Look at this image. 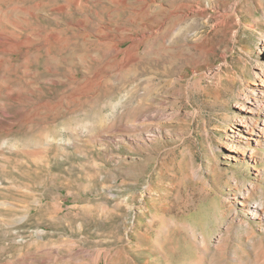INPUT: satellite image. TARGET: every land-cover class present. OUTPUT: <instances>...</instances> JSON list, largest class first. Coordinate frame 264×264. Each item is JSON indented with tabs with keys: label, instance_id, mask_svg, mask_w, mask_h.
Returning <instances> with one entry per match:
<instances>
[{
	"label": "rangeland",
	"instance_id": "1",
	"mask_svg": "<svg viewBox=\"0 0 264 264\" xmlns=\"http://www.w3.org/2000/svg\"><path fill=\"white\" fill-rule=\"evenodd\" d=\"M262 77L264 0H0V264H264Z\"/></svg>",
	"mask_w": 264,
	"mask_h": 264
},
{
	"label": "bare ground",
	"instance_id": "2",
	"mask_svg": "<svg viewBox=\"0 0 264 264\" xmlns=\"http://www.w3.org/2000/svg\"><path fill=\"white\" fill-rule=\"evenodd\" d=\"M262 81L264 83V77H262ZM255 128H257L258 131L260 133H262V135H264V126L259 125V122H258V124H256ZM253 133H254V130H253ZM255 141L257 142V139H255ZM263 210H264V203H258L257 205H254L251 208V211H252V214H253L254 217H257V216L261 217ZM194 236H195V238H199L200 239L198 241V244H197V242H196V244L199 246L200 253H201L200 255H198V258L195 260L194 264H202L203 263V258L205 257L206 251L210 250L212 248L211 240L205 234H202L200 237H197V235H194ZM220 239H223V238L221 237ZM225 243H223L221 245L219 244V247L221 248V250H225L226 249V244ZM164 248L165 247H163L162 249H164ZM225 252H226V250H225ZM261 255L264 257V250L262 251Z\"/></svg>",
	"mask_w": 264,
	"mask_h": 264
}]
</instances>
